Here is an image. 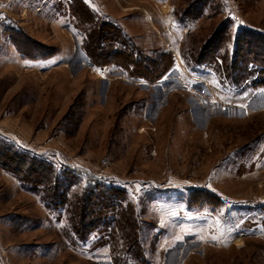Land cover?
Wrapping results in <instances>:
<instances>
[{"label":"rangeland","instance_id":"rangeland-1","mask_svg":"<svg viewBox=\"0 0 264 264\" xmlns=\"http://www.w3.org/2000/svg\"><path fill=\"white\" fill-rule=\"evenodd\" d=\"M80 1L94 19L78 0H0V138L82 185L124 190L148 264H264V89L219 80L191 59L226 19L232 37L264 35V0H210L184 24L195 0ZM78 17L112 23L149 59L170 53L171 68L153 82L114 65L97 76ZM99 239L79 240L63 209L0 167V264L125 259L121 241L112 251Z\"/></svg>","mask_w":264,"mask_h":264},{"label":"trees","instance_id":"trees-1","mask_svg":"<svg viewBox=\"0 0 264 264\" xmlns=\"http://www.w3.org/2000/svg\"><path fill=\"white\" fill-rule=\"evenodd\" d=\"M209 3L210 0H195L182 11L179 22L184 24L186 20L203 18L206 8H210ZM78 4L91 18H95L84 2L78 0ZM78 19L83 25H89L82 50L93 65H114L121 68L127 77L153 82L161 79L174 62L170 53L166 54L167 62L163 61L164 55L157 61L135 53V49L124 38L121 39L119 29L110 22L92 20L87 23L84 18ZM230 27V20H224L203 46L191 55L192 65L205 67L219 80H227L236 86L247 82L250 88L264 89V35L240 28L232 37ZM102 48H106L105 53H102ZM18 50L26 59L50 56L48 52L34 56L38 54L36 50L35 53L21 48ZM0 167L23 185L29 186L47 206L63 209L79 240L98 232L99 240L105 241L112 251L118 249L121 243L125 259L120 260L119 255L114 257L116 264H148L142 256L135 210L124 190L98 183L92 185L90 182L82 185L76 173L56 167L2 138Z\"/></svg>","mask_w":264,"mask_h":264},{"label":"built area","instance_id":"built-area-1","mask_svg":"<svg viewBox=\"0 0 264 264\" xmlns=\"http://www.w3.org/2000/svg\"><path fill=\"white\" fill-rule=\"evenodd\" d=\"M95 73L97 76H105L106 75V68L104 66L95 67Z\"/></svg>","mask_w":264,"mask_h":264}]
</instances>
